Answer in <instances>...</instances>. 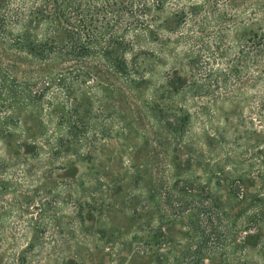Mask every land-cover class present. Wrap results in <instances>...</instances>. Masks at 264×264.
Wrapping results in <instances>:
<instances>
[{
    "label": "trees",
    "instance_id": "1",
    "mask_svg": "<svg viewBox=\"0 0 264 264\" xmlns=\"http://www.w3.org/2000/svg\"><path fill=\"white\" fill-rule=\"evenodd\" d=\"M36 263L264 264V0H0V264Z\"/></svg>",
    "mask_w": 264,
    "mask_h": 264
},
{
    "label": "rangeland",
    "instance_id": "2",
    "mask_svg": "<svg viewBox=\"0 0 264 264\" xmlns=\"http://www.w3.org/2000/svg\"><path fill=\"white\" fill-rule=\"evenodd\" d=\"M19 242H20V241H19ZM2 263H4V261H3ZM36 264H38V263H36ZM39 264H41V263H39Z\"/></svg>",
    "mask_w": 264,
    "mask_h": 264
}]
</instances>
